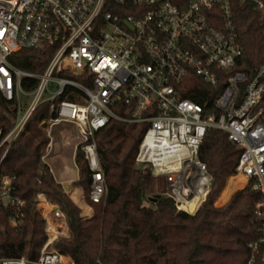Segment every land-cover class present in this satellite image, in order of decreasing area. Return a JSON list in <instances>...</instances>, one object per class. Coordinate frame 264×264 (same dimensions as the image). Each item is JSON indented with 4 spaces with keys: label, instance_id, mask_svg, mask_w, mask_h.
Wrapping results in <instances>:
<instances>
[{
    "label": "built area",
    "instance_id": "built-area-1",
    "mask_svg": "<svg viewBox=\"0 0 264 264\" xmlns=\"http://www.w3.org/2000/svg\"><path fill=\"white\" fill-rule=\"evenodd\" d=\"M233 1L0 0V94L15 107L11 126H0L1 158L37 105L49 101V115L39 122L46 136L40 158L51 149L52 126L70 122L78 139L74 149L82 151L90 170L88 198L98 201L105 182L94 132L110 119L146 122L134 166L143 177L159 182V194L192 213L212 182L198 154L202 137L208 127L220 129L240 147L228 176L239 177L234 188L250 183L261 191L254 204L261 235L248 243L251 264L258 245L264 255V62L252 75L231 72L212 97L211 109L184 94L191 74L215 85V69L231 68L241 54L232 24ZM253 1L264 18V0ZM45 44L53 51L41 72L11 61L20 48ZM32 78L35 84L26 88L24 80ZM11 188V177L2 174L0 202L22 205L24 200L12 196ZM46 204L49 210H39L45 239L37 258L0 252V264H67L63 254L47 248L67 233L62 211ZM56 218L60 221L53 222ZM10 221L17 225L18 214Z\"/></svg>",
    "mask_w": 264,
    "mask_h": 264
},
{
    "label": "trees",
    "instance_id": "trees-1",
    "mask_svg": "<svg viewBox=\"0 0 264 264\" xmlns=\"http://www.w3.org/2000/svg\"><path fill=\"white\" fill-rule=\"evenodd\" d=\"M231 9L241 54L231 68L215 69V85L191 74L192 84L184 93L205 109H211L212 97L231 72L245 71L252 75L264 62L261 11L253 0H234ZM52 51L53 46L49 44L22 47L11 61L21 69L41 72ZM34 84L33 78L24 80L26 88ZM260 103L264 124V95ZM48 115L49 101L39 103L2 158L4 148L0 150V177L8 174L11 195L24 200L20 206L0 202V252L3 255L18 257L27 253L30 258H37L45 239L44 219L35 205L36 195L41 192L63 213L67 234L56 236L53 246L67 255L72 264H248L251 253L248 243L261 235V220L254 212L261 191L251 189L247 183L235 189L222 204L214 205L227 197L239 179L228 176L234 172L240 147L228 139L224 131L208 127L204 132L198 154L212 182L203 200L189 213L177 208L173 199L165 194L145 193L144 177L133 162L146 122L110 119L93 135L105 182V193L100 200L88 198L90 170L82 151L76 147L73 152L78 177L72 183L81 187L92 208V214L84 217L40 159V147L46 137L39 122ZM14 116V102L0 94V126L9 128ZM15 213L19 219L17 225L10 221ZM251 264H264L260 245L253 252Z\"/></svg>",
    "mask_w": 264,
    "mask_h": 264
},
{
    "label": "rangeland",
    "instance_id": "rangeland-1",
    "mask_svg": "<svg viewBox=\"0 0 264 264\" xmlns=\"http://www.w3.org/2000/svg\"><path fill=\"white\" fill-rule=\"evenodd\" d=\"M42 132V131H41ZM42 134L44 135V133L42 132ZM50 135L52 137V145H51V149L48 153V155L43 159H41L42 161L46 162L50 156L54 155L55 153H59L56 158H57V163H58V166L61 167L63 162L67 159V158H70L71 157V152H72V149H73V145L78 141L77 139V136H76V130L75 128L73 127V125L70 123V122H67V121H60L59 123L55 124L52 126L51 128V132H50ZM44 137H46L44 135ZM43 144L42 146L40 147V153L41 152H44L43 151ZM64 159V160H63ZM49 161V160H48ZM49 167V166H48ZM144 184H145V193L147 195H152V193H158L159 191V182H155L152 178L148 177V176H145L144 177ZM228 178V177H227ZM227 178L225 179L222 187L220 188V190L218 191V193L216 194L215 196V199H214V202L216 200V198L219 196L220 192L222 191V189L224 188L225 186V182L227 180ZM203 187L202 184L199 185V190ZM156 188V189H155ZM158 188V189H157ZM233 189H235L233 187ZM233 189H231L229 191V194L230 192L232 193ZM66 191V189H64ZM158 190V191H157ZM39 196L41 197H44L45 196L43 195V193H39L36 195V200H35V205H36V208L37 210L39 211L41 209V211L43 210L42 208H40L37 204H38V199H39ZM81 198L86 202V199H85V196H84V193L81 192L80 194ZM48 200L45 198V203H47ZM86 204H88L86 202ZM215 205V204H214ZM90 206V205H89ZM91 207V206H90ZM46 211V210H45ZM91 211H92V208H91ZM40 212V211H39ZM52 218V217H51ZM56 221H60V219H53V222H56ZM65 222V220L63 221ZM65 224V223H64ZM66 225V224H65ZM67 231V229H66ZM47 248H54L53 246V242L47 247Z\"/></svg>",
    "mask_w": 264,
    "mask_h": 264
},
{
    "label": "crops",
    "instance_id": "crops-1",
    "mask_svg": "<svg viewBox=\"0 0 264 264\" xmlns=\"http://www.w3.org/2000/svg\"><path fill=\"white\" fill-rule=\"evenodd\" d=\"M73 152H74V145L71 152V157L67 158L61 167L58 166L57 158L56 156L59 153H55L54 155L49 157V161L47 160L45 163L49 166V169L56 181H58L64 189H66V192L71 197V199L77 204V206L80 208V213L84 217H89L92 214L91 207L86 204V202L81 198L80 194L82 192L81 187L73 185V181L78 177V170L73 160ZM64 160V159H63ZM145 189V184H144ZM39 194V193H38ZM40 197V196H39ZM45 201V198L42 197ZM228 196L225 199H222L219 201V203L215 205L222 204ZM38 202V201H37ZM38 205V204H37ZM44 210V209H43ZM65 223V222H64ZM64 231H66V225L64 224ZM66 258L67 264H72L71 259L67 255H63Z\"/></svg>",
    "mask_w": 264,
    "mask_h": 264
},
{
    "label": "bare ground",
    "instance_id": "bare-ground-1",
    "mask_svg": "<svg viewBox=\"0 0 264 264\" xmlns=\"http://www.w3.org/2000/svg\"><path fill=\"white\" fill-rule=\"evenodd\" d=\"M237 179V176H235L233 178V180H236ZM38 206L44 210H49L50 206H48L45 201L43 200V198L40 196L39 199H38Z\"/></svg>",
    "mask_w": 264,
    "mask_h": 264
},
{
    "label": "water",
    "instance_id": "water-1",
    "mask_svg": "<svg viewBox=\"0 0 264 264\" xmlns=\"http://www.w3.org/2000/svg\"><path fill=\"white\" fill-rule=\"evenodd\" d=\"M159 193H155L154 195H158ZM55 205V204H54Z\"/></svg>",
    "mask_w": 264,
    "mask_h": 264
}]
</instances>
